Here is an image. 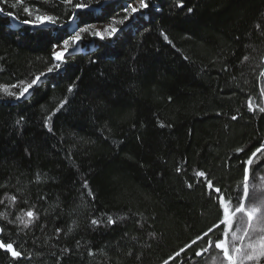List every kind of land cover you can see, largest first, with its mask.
I'll return each mask as SVG.
<instances>
[{"label":"trees","instance_id":"16d2710c","mask_svg":"<svg viewBox=\"0 0 264 264\" xmlns=\"http://www.w3.org/2000/svg\"><path fill=\"white\" fill-rule=\"evenodd\" d=\"M149 2L143 16L119 24L124 0H109L106 7L118 11L88 19L97 29H121L118 43L99 47L115 38L85 36L48 73L63 29L45 33L21 21L53 15L67 24L71 7L0 0L17 17L0 13V86L18 92L11 85L45 73L27 101L0 88V240L22 253L15 259L0 249V264H163L210 228L213 241L222 237L218 200L196 173L204 171L234 206L242 161L264 145V0ZM257 159L264 164V154ZM262 195L264 168L254 162L246 208L264 203ZM29 210L38 219L22 230L16 217L27 220ZM240 227L237 214L228 244L240 243ZM208 238L187 249L184 264H210L215 253L227 264L219 249L194 255Z\"/></svg>","mask_w":264,"mask_h":264},{"label":"snow or ice","instance_id":"6c2138e0","mask_svg":"<svg viewBox=\"0 0 264 264\" xmlns=\"http://www.w3.org/2000/svg\"><path fill=\"white\" fill-rule=\"evenodd\" d=\"M7 3V0H4ZM17 3H23V0H17ZM17 3L11 5L12 8L17 7ZM61 3L67 6H70L72 11L68 15L67 24L61 21L58 17L53 15H37L35 17V21L24 19L21 21L22 24L28 25L32 24L34 27L40 28L43 32L49 33L50 26H57L63 29V34L58 35L56 37V42L52 44L53 49V59L56 63H53L48 69V73H52L55 70L61 69V63L65 59V53H69V49L73 46L81 45V42L84 40L85 36L91 37H98L100 41L109 40L111 39L110 43L107 45L101 44L98 45L99 47H111L113 44L118 43L120 36L117 33L123 34L122 30L109 26L105 29H97L94 26V23L88 19L89 16L99 17L100 19H108L112 16L118 9L116 8H109L106 5L109 3V0H95V6L92 3V0H61ZM178 7L184 8V4L178 3ZM124 13L127 15L116 21V23L124 24L125 20L128 18H136L138 19L139 14L143 16L144 13L149 10L152 5L149 0H139L138 4L134 6L133 0H124V3L120 6ZM77 10H80L79 12ZM162 9H157V11H161ZM22 11L27 13L29 16L32 14L30 7H23ZM194 9L192 7L186 8V12L191 14L193 13ZM0 13L11 17L13 20L17 19V17L13 14V12H5L3 7H0ZM132 25H129L131 28ZM259 28V25H257ZM163 39L168 41V36L161 32ZM57 48H60L57 51ZM79 48H73V52L78 51ZM71 55V54H70ZM248 57H244L246 60ZM95 63V61H92ZM66 70V69H65ZM45 73H40L36 75L31 82H24L23 86L14 84L11 85L13 88H19L18 92H12L9 90L8 86H0L3 92L7 94L8 97H14L16 101L25 100L27 101L28 96L32 95L30 93V89H33L34 86H41L43 84L42 77ZM73 88L70 86L68 88L69 92H72ZM27 94V95H26ZM172 98L169 97V100ZM66 103V101H65ZM64 107V103H61L59 107L56 109V112H59L60 109ZM248 108L255 111L253 108L251 100L248 101ZM259 111L264 113V107H260ZM55 113H53L54 115ZM233 120L237 119L235 115L231 117ZM52 119V115L47 117V120L50 121ZM23 118L21 117L17 120V125L22 123ZM165 125L161 124L160 127H164ZM45 127L49 132L52 131V128L45 123ZM244 149L240 148L237 149V152H243ZM258 154H264V145L257 147L254 151H251V154L248 156L246 160H243L242 163L244 164L243 169V181H242V192L240 195L235 197L236 203L234 206L232 205V197L231 195L228 198H225V194L222 192L220 187H214L213 182L207 178L206 173L204 171H198L196 173L197 177L204 178V182L208 189H211L215 194L218 200V211L220 212V217L218 219V223L215 225L216 228H220L221 225L224 227L221 229L222 237L218 238L217 240L213 241V239L209 236V233L213 231L210 228L208 231L204 232L202 235L198 236L196 239L192 240L189 244H187L184 248L179 249L176 251L171 257L164 260L163 264H170V261H175L176 264H184V260L186 257L184 253L187 249L192 248L193 245H196L199 240L204 239L205 237H209L205 243L206 246L198 251H194V255L196 257L203 258L204 254L209 252L210 249H219L220 253L222 254L223 260L227 261V264H246V262H253V264H261L264 261V203L261 204H253L250 208H246L244 199L249 197V171L251 166L254 165V162L260 165L261 168H264V164H261L260 161L257 159ZM179 171V169H178ZM255 171H259V168L255 169ZM84 188H87V182L83 184ZM189 188L192 187L191 184L188 185ZM89 196H92L95 199L94 195L91 191L88 192ZM15 196L11 197V200L15 201ZM261 200L264 201V195L261 196ZM3 203V201H0ZM259 213V215H257ZM237 214H240V224L241 227L237 229L242 233L240 237V243L234 244L231 249L228 244V236L229 232L233 228V224L236 221ZM26 216L28 217L27 220L23 219V217H16V220L20 222L23 226L22 230L27 229L29 225L34 222V219H38L35 216V213L32 210L26 212ZM7 217L5 216V219ZM246 218V221H245ZM255 219V227H253V220ZM12 222V221H9ZM100 220L98 219H91V224L93 226H99ZM106 224H114L115 221L108 216L107 220L105 221ZM4 229L0 228V232H3ZM60 229H57L59 232ZM244 238H247L248 243L244 244ZM233 239H236L234 236ZM0 249H3L6 253L10 254L12 258L19 259L22 256L21 251L17 250L12 242L5 243L3 240H0ZM67 251V250H65ZM91 251L89 255H91Z\"/></svg>","mask_w":264,"mask_h":264},{"label":"rangeland","instance_id":"374dc122","mask_svg":"<svg viewBox=\"0 0 264 264\" xmlns=\"http://www.w3.org/2000/svg\"><path fill=\"white\" fill-rule=\"evenodd\" d=\"M135 6V5H134ZM60 50V48H57V51H59ZM56 62V61H55ZM60 63H62V62H60ZM232 243L233 242H231V244L229 243V247H230V249H231V247H232ZM213 254V253H212ZM211 262H210V264H223L222 263V261H221V259L219 258V255L217 254V253H215V254H213L212 255V257H211ZM246 264H253V263H250V262H246Z\"/></svg>","mask_w":264,"mask_h":264},{"label":"water","instance_id":"95a60500","mask_svg":"<svg viewBox=\"0 0 264 264\" xmlns=\"http://www.w3.org/2000/svg\"><path fill=\"white\" fill-rule=\"evenodd\" d=\"M43 80V79H42ZM0 236H1V232H0ZM2 251H4L3 249H2ZM5 252V251H4ZM10 255V254H9ZM199 258H201V257H199Z\"/></svg>","mask_w":264,"mask_h":264}]
</instances>
